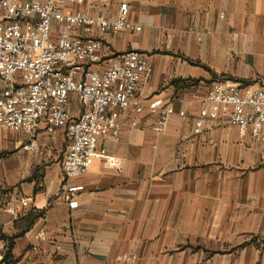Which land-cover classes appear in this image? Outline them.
I'll return each instance as SVG.
<instances>
[{
  "label": "crops",
  "instance_id": "0c3cea01",
  "mask_svg": "<svg viewBox=\"0 0 264 264\" xmlns=\"http://www.w3.org/2000/svg\"><path fill=\"white\" fill-rule=\"evenodd\" d=\"M122 2L141 30L106 34L101 63L130 50L149 59L153 73L134 95L142 109L120 115L119 142L103 139L108 158L68 181L64 130L48 137L43 123L31 136L0 129V150L12 151L6 162L0 158V264L8 238L20 232L11 264H133L123 258L132 253L135 264H209L230 234L243 256L264 264L261 212L251 220L230 210L231 194L246 190V170L259 171L250 190H264L260 143L222 112L194 131L200 111L212 109L206 96L214 82L264 86V0H92L63 9L115 18ZM157 98L174 111L160 132L149 110ZM29 140L45 144L43 153L24 150ZM71 184L84 189L72 195ZM27 196L32 202L13 217L9 206Z\"/></svg>",
  "mask_w": 264,
  "mask_h": 264
},
{
  "label": "built area",
  "instance_id": "2783aa9c",
  "mask_svg": "<svg viewBox=\"0 0 264 264\" xmlns=\"http://www.w3.org/2000/svg\"><path fill=\"white\" fill-rule=\"evenodd\" d=\"M91 1L0 0V129L31 136L43 123L48 137L64 130L69 143L61 167L67 181L85 175L96 159L108 158L103 139L120 141V115L131 107L142 109L134 95L153 73L149 59L136 50L111 53L107 64L101 63L106 34L141 27L129 21L126 2L115 18L63 9L64 3L83 6ZM206 99L212 109L200 111L194 131L222 112L240 135L260 143L264 157V86L214 82ZM73 101L79 104L76 113ZM149 110L158 116L154 129L163 131L173 109L157 98ZM44 147L35 140L22 146L40 154ZM83 189V184L66 185L72 195ZM31 202L32 197H23L8 212L15 217ZM69 205L78 203L71 200ZM123 258L137 261L134 253Z\"/></svg>",
  "mask_w": 264,
  "mask_h": 264
},
{
  "label": "rangeland",
  "instance_id": "374dc122",
  "mask_svg": "<svg viewBox=\"0 0 264 264\" xmlns=\"http://www.w3.org/2000/svg\"><path fill=\"white\" fill-rule=\"evenodd\" d=\"M66 148V144L63 145ZM12 151L1 149L0 150V158L4 160H7V157H10ZM4 162L1 163V172H4ZM259 171L257 170H246L243 174L240 175V177L245 178L246 184H245V192L242 193L240 191L236 194H231V200H230V210L237 211L235 209H238L241 211L238 215L242 214L241 216L243 219L245 218H251V220L254 218V215L256 212H261V216L264 218V190L256 191V186H253V190H250L252 188L251 180H255L258 176ZM263 172V170L261 171ZM263 178V177H262ZM255 185V184H254ZM232 187V185H231ZM249 188V189H248ZM250 190V191H249ZM234 208V209H233ZM246 214V216H245ZM240 217V216H238ZM240 219V218H239ZM218 234H215L214 237H216ZM221 236H226L225 234H219ZM218 235V236H219ZM245 236V235H243ZM231 243L228 246H225L223 248H215L211 251L210 255L214 256L213 262L209 264H261V262L258 260V262L253 261L251 255H245V253H242L241 248L237 244V239L234 238V234H230ZM248 237V236H246ZM216 238H214L215 240ZM225 258L228 259V261L225 260ZM243 261H247L244 262ZM249 261V262H248ZM198 264H204L203 262H199Z\"/></svg>",
  "mask_w": 264,
  "mask_h": 264
},
{
  "label": "trees",
  "instance_id": "16d2710c",
  "mask_svg": "<svg viewBox=\"0 0 264 264\" xmlns=\"http://www.w3.org/2000/svg\"><path fill=\"white\" fill-rule=\"evenodd\" d=\"M246 85H249V83L247 82H242ZM23 232L14 234L13 236L8 238V243H7V247L5 249L4 255H3V259L2 262H4L5 264H11L13 261V254H12V249H13V245H14V239L20 235H22Z\"/></svg>",
  "mask_w": 264,
  "mask_h": 264
}]
</instances>
